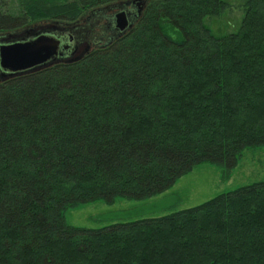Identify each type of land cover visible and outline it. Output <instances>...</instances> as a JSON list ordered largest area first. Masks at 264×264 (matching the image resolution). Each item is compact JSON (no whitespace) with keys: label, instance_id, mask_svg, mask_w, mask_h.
I'll return each instance as SVG.
<instances>
[{"label":"trees","instance_id":"1","mask_svg":"<svg viewBox=\"0 0 264 264\" xmlns=\"http://www.w3.org/2000/svg\"><path fill=\"white\" fill-rule=\"evenodd\" d=\"M126 1L0 0V32ZM227 7L150 0L110 46L0 83V264H264V181L99 230L64 219L264 146V0H247L237 31L217 37L206 19Z\"/></svg>","mask_w":264,"mask_h":264},{"label":"rangeland","instance_id":"2","mask_svg":"<svg viewBox=\"0 0 264 264\" xmlns=\"http://www.w3.org/2000/svg\"><path fill=\"white\" fill-rule=\"evenodd\" d=\"M224 1L228 4L225 12L218 18L206 19V24L217 37L237 31L247 0ZM37 24L40 22L29 23L22 30ZM168 34L174 40L177 39V35L170 29ZM263 181L264 146L245 148L230 169L210 162L201 163L177 178L169 188L152 197L139 200L116 197L111 202L101 198L68 209L64 219L71 227L99 230L116 224L169 216Z\"/></svg>","mask_w":264,"mask_h":264},{"label":"water","instance_id":"3","mask_svg":"<svg viewBox=\"0 0 264 264\" xmlns=\"http://www.w3.org/2000/svg\"><path fill=\"white\" fill-rule=\"evenodd\" d=\"M149 1L129 0L115 5L120 10L115 15L118 38L140 21ZM101 9L92 10L89 14H96ZM62 26L60 21H47L22 30L20 38L7 34L5 37L10 40L2 41L4 36H0V83L60 63L63 55L56 33ZM87 55L88 48L82 56L66 63L77 62Z\"/></svg>","mask_w":264,"mask_h":264},{"label":"flooded vegetation","instance_id":"4","mask_svg":"<svg viewBox=\"0 0 264 264\" xmlns=\"http://www.w3.org/2000/svg\"><path fill=\"white\" fill-rule=\"evenodd\" d=\"M115 5L102 8L96 14L86 12L75 21L61 22L63 26L59 28L56 34L63 59L58 64H66V62L82 56L86 48H88L89 55L91 51L104 49L120 39L118 38V30L115 24V15L120 10ZM44 22L47 21L40 22V24ZM23 27L25 28V25L14 31L0 32V36H4L2 41L10 40V38L5 37L7 34H13L16 38H20ZM83 45L85 47L81 49ZM48 67L50 66L45 68Z\"/></svg>","mask_w":264,"mask_h":264}]
</instances>
